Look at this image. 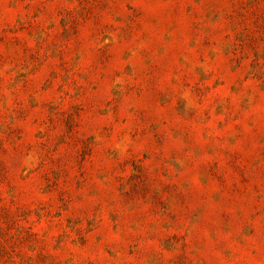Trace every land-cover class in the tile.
<instances>
[{"label": "rangeland", "instance_id": "1", "mask_svg": "<svg viewBox=\"0 0 264 264\" xmlns=\"http://www.w3.org/2000/svg\"><path fill=\"white\" fill-rule=\"evenodd\" d=\"M0 264H264V0H0Z\"/></svg>", "mask_w": 264, "mask_h": 264}]
</instances>
